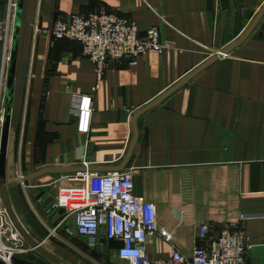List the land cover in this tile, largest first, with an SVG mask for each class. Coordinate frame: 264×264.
<instances>
[{"label":"crops","instance_id":"0c3cea01","mask_svg":"<svg viewBox=\"0 0 264 264\" xmlns=\"http://www.w3.org/2000/svg\"><path fill=\"white\" fill-rule=\"evenodd\" d=\"M15 2L0 0V21L12 25ZM263 5L23 0L6 178L11 204L29 233L71 264H124L115 256L120 242L102 231L93 244L68 223L51 243L49 220L56 218L57 226L63 213L48 210L62 173L25 179L45 168L119 167L133 139L134 114L226 50L137 118L123 169L132 172L134 196L156 206V231L146 243L150 259L168 258L174 248L190 257L223 225L237 223L250 244L245 264H264V11L257 18ZM100 8L130 19L141 36L156 27L172 46L147 51L133 66L108 62L97 81L80 43L54 39L49 30L56 19ZM8 61L9 50L0 43L1 112ZM83 95H93L87 133L79 132L71 111L73 98ZM202 225L210 227L205 237ZM21 257L45 262L35 252Z\"/></svg>","mask_w":264,"mask_h":264},{"label":"built area","instance_id":"2783aa9c","mask_svg":"<svg viewBox=\"0 0 264 264\" xmlns=\"http://www.w3.org/2000/svg\"><path fill=\"white\" fill-rule=\"evenodd\" d=\"M49 33L54 39L79 42L82 55L94 66L97 81L102 79L108 62L133 66L147 51L162 53L172 46L160 37L156 27H149L141 36L130 19L105 8L56 19ZM11 34L10 20L0 21V43L6 50L10 49ZM92 99L93 95H83L75 96L72 101L71 111L78 118L81 133L89 129ZM1 119L0 111V125ZM57 185V195L48 211L63 208L61 223L71 219L75 234L93 244L97 243L101 230L108 240H118L121 245L115 256L124 264H245L250 244L244 226L237 223L223 225L217 237L208 245L196 246L190 257L174 248L168 258L150 259L146 243L156 231V206L134 196L130 169L97 172L89 171L86 165L84 170L62 173ZM7 221L11 224L0 204V259L12 264L13 256L34 251L27 245L9 242L19 235L13 228H7ZM209 228L202 225L200 237H205Z\"/></svg>","mask_w":264,"mask_h":264},{"label":"water","instance_id":"95a60500","mask_svg":"<svg viewBox=\"0 0 264 264\" xmlns=\"http://www.w3.org/2000/svg\"><path fill=\"white\" fill-rule=\"evenodd\" d=\"M22 5L23 0H16L15 2V9H14V18L12 23V34H11V43L9 49V61H8V73H7V81H6V90L3 102V109H2V119L0 125V202L6 212V215L20 238L26 243V245L34 251L37 255H39L45 262H38L23 258L21 256H13L11 258L12 264H71L64 260L63 258L59 257L55 254L52 250H50L47 246L44 245L43 241H39L35 239L31 233L26 229L23 223L20 221L19 217L17 216L8 192V186L11 181H8L6 178V159L8 153V145H9V138H10V126H11V112H12V101H13V90H14V82H15V69H16V61H17V51H18V44H19V33H20V26H21V13H22ZM264 5L260 9L258 13V17L263 13ZM242 40V39H240ZM226 50L219 52V54L209 57L200 67L189 73L186 77L181 79L178 83L174 86L170 87L163 95L155 99L152 103L148 104L147 106L139 109L132 118V128H133V139L130 144V147L127 151L126 157L121 163V165L117 168L114 167H105V168H96V169H88L89 171H97V172H111V171H120L124 168L127 164L134 144L136 140V121L137 118L146 110L153 107L154 105L160 103L163 98L167 95L172 93L178 87L184 85L187 81H189L199 70L204 69L205 67L209 66L219 57L223 56ZM85 167H73V168H45L41 171L33 173L32 175L28 176L25 180H31L35 176L46 173V172H57V173H75L81 170H84ZM60 212H64L63 208L58 209ZM103 232V230H101ZM0 264H5L0 259Z\"/></svg>","mask_w":264,"mask_h":264},{"label":"rangeland","instance_id":"374dc122","mask_svg":"<svg viewBox=\"0 0 264 264\" xmlns=\"http://www.w3.org/2000/svg\"><path fill=\"white\" fill-rule=\"evenodd\" d=\"M50 213V212H49ZM48 213V214H49ZM49 221H52V222H49V224H50V227L51 226H53V228L55 229V231H52L53 233H52V238H51V243H55L56 241H57V239L58 238H60V236L62 235V234H64L65 232H63V231H65L64 229H66V225H68V223L70 224V223H72V220L71 219H68V220H66V221H64V222H62V223H60V221L58 222H56L55 224H57V226H59V223L61 224V225H63V226H60L61 228H59L58 227V230H56V227L57 226H54V222L56 221V218H54L53 217V220H49ZM7 226H9V228H13L12 227V225L11 224H9L8 223V221H7V224H6ZM11 225V226H10ZM63 227V228H62ZM53 229V230H54ZM15 231V230H14ZM14 231H13V233H14ZM9 242H11L13 245H21V244H23V245H26V243L20 238V236H16V240H9ZM10 243V244H11ZM11 244V245H12ZM81 246H84V244L82 243L81 244ZM83 252H85V251H83Z\"/></svg>","mask_w":264,"mask_h":264},{"label":"bare ground","instance_id":"6f19581e","mask_svg":"<svg viewBox=\"0 0 264 264\" xmlns=\"http://www.w3.org/2000/svg\"><path fill=\"white\" fill-rule=\"evenodd\" d=\"M14 229V228H13ZM16 232V231H15ZM17 233V232H16Z\"/></svg>","mask_w":264,"mask_h":264}]
</instances>
